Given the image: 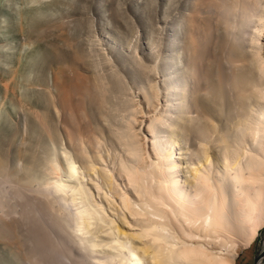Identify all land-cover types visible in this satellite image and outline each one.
Returning <instances> with one entry per match:
<instances>
[{"label": "bare ground", "instance_id": "1", "mask_svg": "<svg viewBox=\"0 0 264 264\" xmlns=\"http://www.w3.org/2000/svg\"><path fill=\"white\" fill-rule=\"evenodd\" d=\"M197 1L204 10H223L229 50L218 53L224 33L217 21L212 24L214 15L196 10L186 56L176 44L170 58L155 59L158 85L145 83L148 75L118 55L116 66L131 74L137 98L128 104L118 92L125 99L119 106L122 124L112 122L110 131L120 151L104 152L109 126L97 123L94 113L106 117L105 88L112 85L77 68L56 71L54 101L68 147L59 151L52 139L37 173L28 172L33 165L25 176L24 167L0 165V216L19 213L30 229L25 263L235 264L239 250L259 236L264 0ZM226 97L234 101L231 119L215 105ZM2 224L8 232L16 226Z\"/></svg>", "mask_w": 264, "mask_h": 264}, {"label": "rangeland", "instance_id": "2", "mask_svg": "<svg viewBox=\"0 0 264 264\" xmlns=\"http://www.w3.org/2000/svg\"><path fill=\"white\" fill-rule=\"evenodd\" d=\"M196 10L205 16L208 14L207 18L214 15L212 24L217 21L224 33L221 38L223 45L218 53H227L230 48V30L223 24V10H204L198 6L197 0H0V165L3 163L12 171L24 167L21 174L25 176L28 165H33L29 173L39 170L36 163L40 164L38 160L48 152L52 139L59 151L64 146L68 147L54 101L57 93L54 76L58 68H68L67 71L77 68L91 77L102 79V83L106 82L103 83L105 87H114L109 88L111 91L105 88L109 95L105 103L106 110L110 116L106 113V117H102L93 108L90 107V110L98 113L95 114L97 123L109 126V129L104 127L106 132H103L104 152L109 147H113L115 152L118 149L120 151L122 148L116 143L115 134L112 136L114 131H110V128H113L114 123L122 124L119 119L124 110L120 106V99L125 98L128 104L134 102L131 100L135 98L136 84L130 73L116 66L120 62L118 55L136 64L138 72L148 75L147 79L144 75L145 83L152 79L151 83L156 81L154 84L158 85L162 76L157 77L155 59H159V56L170 58V51L176 44L182 47L186 56L189 50L186 46L189 24ZM177 27H182V31L177 32ZM148 32L153 34V47L148 43ZM226 66L229 67L228 62ZM161 69L162 75L164 69ZM227 98L223 100L226 106L221 100L215 103L226 110L215 108L221 110L220 113L223 111V116L226 113V118L229 114L228 119H231L235 106L234 101L230 99L228 102ZM22 204H16L18 212ZM10 215L12 213L0 216L3 220L8 216L7 221H4L16 225L12 232H8L6 225L2 224L4 221H0V264H32L24 260V251L29 252L30 249L29 242H26L30 229L24 222L25 217H20L19 213ZM261 236L264 237V228Z\"/></svg>", "mask_w": 264, "mask_h": 264}, {"label": "crops", "instance_id": "3", "mask_svg": "<svg viewBox=\"0 0 264 264\" xmlns=\"http://www.w3.org/2000/svg\"><path fill=\"white\" fill-rule=\"evenodd\" d=\"M263 241L264 237L260 234L249 248L243 249L239 253L235 264H255V257L262 247Z\"/></svg>", "mask_w": 264, "mask_h": 264}, {"label": "water", "instance_id": "4", "mask_svg": "<svg viewBox=\"0 0 264 264\" xmlns=\"http://www.w3.org/2000/svg\"><path fill=\"white\" fill-rule=\"evenodd\" d=\"M260 234H261V231L259 235ZM263 260H264V245L262 243V247L260 248L259 252L257 253L255 257V264H263Z\"/></svg>", "mask_w": 264, "mask_h": 264}, {"label": "built area", "instance_id": "5", "mask_svg": "<svg viewBox=\"0 0 264 264\" xmlns=\"http://www.w3.org/2000/svg\"><path fill=\"white\" fill-rule=\"evenodd\" d=\"M263 264H264V260H263Z\"/></svg>", "mask_w": 264, "mask_h": 264}]
</instances>
